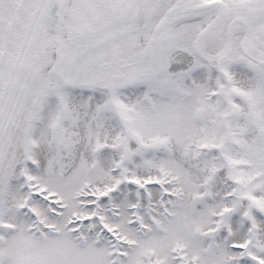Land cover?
<instances>
[{"label": "snow or ice", "instance_id": "6c2138e0", "mask_svg": "<svg viewBox=\"0 0 264 264\" xmlns=\"http://www.w3.org/2000/svg\"><path fill=\"white\" fill-rule=\"evenodd\" d=\"M0 264H264V0H0Z\"/></svg>", "mask_w": 264, "mask_h": 264}]
</instances>
